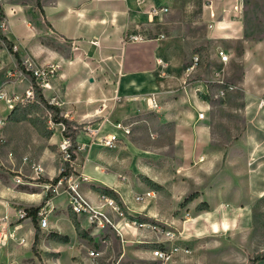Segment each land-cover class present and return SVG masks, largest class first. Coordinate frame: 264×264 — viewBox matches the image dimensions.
Masks as SVG:
<instances>
[{
	"label": "crops",
	"instance_id": "0c3cea01",
	"mask_svg": "<svg viewBox=\"0 0 264 264\" xmlns=\"http://www.w3.org/2000/svg\"><path fill=\"white\" fill-rule=\"evenodd\" d=\"M161 4L171 7L170 0H0L7 22L0 32V85L7 79V70L18 67V58L26 64L59 66L51 79L52 88L44 94L47 99L56 98L55 105L65 117L83 124L76 134L79 147L71 161L73 174L87 176L79 182L78 191L95 208L107 210L122 234L111 226L93 225L86 215L74 212L66 190L49 196L45 189L36 192L2 186L0 189L22 206L38 205L43 195L42 205L48 198L52 201L50 227L43 229L48 231L40 243L42 255L57 256L51 264H108L106 256H118L120 264L151 258L152 243H167V237L157 230L128 224L116 216L101 199L102 193L114 192L130 217H156L175 227L182 224H176L171 212L190 197L188 205L195 211L185 222L195 228L206 222L207 214L249 209L264 195V52H255L264 40L246 42L243 52L244 75L239 84L243 130L229 144L218 143L213 104L195 90L191 80L195 76L208 78L199 77L200 67L169 73V67L179 66L180 57L176 47L164 52L166 37L159 31L170 10L152 18L146 11ZM236 30L243 32L242 27ZM129 32H140L146 39L124 43ZM158 57L167 63L165 75ZM201 85L206 90V85ZM7 86L22 89L20 84ZM237 88L236 84L225 97ZM150 97L157 106L148 104ZM200 111L205 112L203 118H199ZM147 117L154 118V144L160 151L151 158L154 168L142 173L165 186V192L139 202L135 194L149 191L146 182L136 176L146 158L138 154L139 147L131 138ZM117 122L129 126L131 132L116 128ZM168 131L169 139L165 137ZM113 133L120 136L115 146H105L101 139ZM52 137L58 142L64 139L62 132ZM162 164L169 175L161 171ZM48 173L52 178L56 172L48 169ZM200 203L207 207L197 209ZM2 205L6 207L5 202ZM27 233L35 240L31 230ZM56 234L66 235L68 240ZM93 249L99 252L96 257L89 255Z\"/></svg>",
	"mask_w": 264,
	"mask_h": 264
},
{
	"label": "rangeland",
	"instance_id": "374dc122",
	"mask_svg": "<svg viewBox=\"0 0 264 264\" xmlns=\"http://www.w3.org/2000/svg\"><path fill=\"white\" fill-rule=\"evenodd\" d=\"M170 1V13L162 22L159 31L166 37L164 52L167 53L176 47L180 52V57L179 66L177 68L169 67L168 70H171L169 73L183 71L193 53H199L202 56L203 63L200 66L199 77L208 78L207 81L211 89V92L204 97L213 104L212 122L215 141L227 145L242 132L244 127L242 90L239 87L244 75L243 52L246 42L264 40V0H246L245 16L243 22L240 23L243 29L242 33L231 32L228 29L227 32H224L225 24L219 21L216 22L214 30H211L208 27L209 14L205 6L206 0ZM221 48L232 56L226 65L220 63L218 59L217 52ZM255 52L258 54L264 52V42L259 47H255ZM163 55L161 54V56ZM168 61L171 63V60ZM219 67H224L221 76L238 85L237 90L226 97H216L215 95L217 83L212 79L215 78L214 69H219ZM54 106L58 107L49 103L47 99L29 104H19L9 116L4 129L2 156L6 159L7 152L13 150L16 154V163L7 160L6 165L0 167V188L5 186L12 190L36 192H43L45 189L49 196L57 194L60 190L68 189L66 181L63 186L58 187L56 192L51 187L47 188L51 182H46V180H52L66 169L67 164H71V161H66L63 158L59 146L62 141L58 142L55 137H52L55 132L63 133L61 122H56L55 119L63 114L59 107L57 111ZM0 109L2 115L9 113L3 100H0ZM153 121V117H147L143 121V126H137L131 139L139 147L138 154L141 153L146 158V163L138 166L140 168L138 171L141 172L136 176L146 182L149 191H152L155 196V193L163 194L165 186L154 183V180L142 173L146 172L147 174L148 169L154 168L151 158L155 151H160L154 144L157 134L153 130ZM165 137L170 138L169 131ZM162 152L169 153V150L162 149ZM34 163H41L44 166L45 175L38 178L34 184H16L14 175L21 174L24 178L29 179L33 174L32 165ZM54 166L56 167L54 168ZM161 167V171L165 175H169L168 167L164 164ZM48 169L56 172L52 178L49 177ZM0 194L9 202V205L5 202L6 207L2 205L3 201L0 202V217L6 213L9 214L6 227L2 230L13 236V239H9L7 244L0 243V264H44L43 261L51 264L57 259V256H44L41 254L40 248L41 238L48 230H43L40 227L37 216L20 222L15 221L13 207H19L20 204L1 189ZM45 199L46 195H43L38 205L43 204ZM188 201L189 199H184L171 212L172 217L177 221L176 224H182L179 227L177 225L175 227L172 222L167 223L156 217L135 216L146 223L157 224L161 229L175 231L174 240H177L176 244L182 248L171 256L168 264H250L253 257H259L255 264H264V195L257 199L249 209L207 214L204 218L206 222L196 226L197 228L191 226L189 222H185L194 215L195 211L191 210ZM197 207V209H205L207 205L200 203ZM212 225L213 227L210 228ZM28 230L33 232L34 239L37 236L34 246V240L28 235ZM157 231L165 236L160 232V229ZM155 244L152 243L149 247H153ZM186 246L189 248V252L183 250ZM179 253L186 256H175ZM106 257V263L118 264V256ZM120 264H158V262L151 256V258L145 259H128Z\"/></svg>",
	"mask_w": 264,
	"mask_h": 264
},
{
	"label": "built area",
	"instance_id": "2783aa9c",
	"mask_svg": "<svg viewBox=\"0 0 264 264\" xmlns=\"http://www.w3.org/2000/svg\"><path fill=\"white\" fill-rule=\"evenodd\" d=\"M138 2L142 3L144 0H138ZM206 9H208L209 18L208 27L211 30H214L216 27V22H224L225 26L223 27L224 32L226 30H230L231 32L238 33L236 28L242 27L240 23L243 22L246 10V0H206ZM170 10L168 5H151L146 10L149 17L152 18L156 15H161L168 13ZM239 23V25H236ZM7 27L6 18L1 16V8H0V32ZM146 36H144L140 32H129L124 35L123 42H138L145 40ZM11 49L13 52L17 51V45L13 43L11 45ZM218 59L220 63L226 65L231 60V54L225 49H219ZM157 63L161 65L162 70L161 74H166L167 63L162 57L157 58ZM203 63L202 56L199 53H193L190 60L187 62L185 71L189 72L191 70H195L199 68ZM1 67V61H0ZM59 70V66L54 63H47L44 65H32L22 63L21 66L17 68H11L7 70V79L0 85V100H3L6 107L9 109V113L7 115H2L0 109V167L6 165V161H12L14 164L16 163V154L14 151L7 152L6 159L2 156V144L4 140V127L8 121L9 114L12 112L19 104H29L34 102L41 101V94L45 97L44 90L52 88L51 79L57 74ZM224 72V67H219V69H214L215 78L212 81L217 83V92L216 97H223L229 91L234 90L236 88V84L229 81L227 78L221 76ZM191 80L195 83V90L202 96H206L211 92L210 86L207 80H202L197 76L191 78ZM14 83L20 84L22 89H14L11 90L7 85ZM201 84L206 85V90L203 89ZM46 98V97H45ZM206 98V97H204ZM47 99V98H46ZM49 103L57 104L55 97H50L47 99ZM261 103H264V100H261ZM148 104L152 106H157V102L154 98L150 97L148 100ZM205 115L204 111L199 112V118H203ZM62 130L65 129V124L61 122ZM116 128L123 130L125 134H129L131 132V128L122 122L116 123ZM88 130L92 131L94 134L96 130L88 127ZM119 134L113 133L109 135H105L101 142L108 147H114L115 141L119 139ZM60 150L62 152L63 158L66 161H72L71 159V138L70 136H64L63 141L59 144ZM75 152V150H74ZM33 174L29 177V179L24 178L21 174L14 175V181L18 185L25 184H34L38 178H41L45 175L44 166L41 163H34L32 165ZM87 176L83 173L75 175L71 173L68 176H61L55 183L48 184L47 188H52L53 191H58V187L60 185L63 186L64 181L67 182L68 189L66 191L70 194V206L74 212L77 214H84L88 217V220L91 224L97 226H111L118 233L121 234L119 229L117 228V224L115 220L109 215L108 211H101L95 208L92 204L87 202L78 191L79 182L82 180H86ZM59 193V192H57ZM154 193L152 191H147L144 193L135 194L136 201H144L147 197L153 196ZM52 196V195H51ZM101 199L107 204L108 209L111 212L115 213L116 216L120 218H124L126 223L132 224L137 227H145L149 226L154 230H159L167 237V243H156L155 246L152 247V257L154 260L158 262V264H168L171 256L174 253L179 251L182 246L176 244L177 240L175 239V231L171 229H161L157 224L146 223L145 221L139 219L138 217H130L127 214L123 204L114 196H111L106 193L101 194ZM6 202L9 205V202L4 199L0 194V202ZM49 206V209L47 208ZM15 214V221L20 222L21 220H26L31 218L32 216L28 214V211L25 209V206L20 205L19 207H13ZM54 208V205L50 198H48L44 205L37 210L36 216L39 220V225L42 229H48L50 227L48 213ZM7 219H9V214L6 213L2 217H0V243L2 245L7 244L9 239H13L12 234L5 233L2 229L5 228V224L7 223ZM122 236V234H121ZM185 252H189V248L186 246L183 248ZM99 254L97 250H89V255L91 257H96Z\"/></svg>",
	"mask_w": 264,
	"mask_h": 264
},
{
	"label": "trees",
	"instance_id": "16d2710c",
	"mask_svg": "<svg viewBox=\"0 0 264 264\" xmlns=\"http://www.w3.org/2000/svg\"><path fill=\"white\" fill-rule=\"evenodd\" d=\"M2 12H1V16H2ZM18 66H21L22 65V61L20 58H18ZM41 100L45 101L46 98L41 94ZM54 108L58 111L59 108L58 107H55ZM13 113L10 112L9 116ZM56 119V122H62L65 124V129L63 130V134L64 136H70L71 138V150H73V152H71V159L73 160L75 158V152L74 150L78 149L79 147V144L77 143V140H76V134L77 132L79 131L80 129V124H76V123H73L72 120H70L69 118L65 117L64 115L62 116H59ZM73 123V124H72ZM72 125V126H71ZM73 127V128H72ZM71 130V132H69ZM73 172V168L71 166V164H67V167L65 170H63L58 176L54 177L52 180H47V181H50L52 183H55L61 176H68L70 175L71 173ZM111 196H114L116 197V194L114 192H111ZM190 198V197H189ZM189 198H186V199H189ZM42 204L40 205H36V206H25V209L28 211V214L35 217L36 216V212L37 210L41 207ZM77 228H79V225H78V222H75ZM79 232L82 234V231L79 230ZM57 237L63 239V240H68V236H61L59 234H56ZM37 242V236L35 237V240H34V243H33V246L36 244ZM259 259V257H253L251 258V263L250 264H255L256 261Z\"/></svg>",
	"mask_w": 264,
	"mask_h": 264
},
{
	"label": "water",
	"instance_id": "95a60500",
	"mask_svg": "<svg viewBox=\"0 0 264 264\" xmlns=\"http://www.w3.org/2000/svg\"><path fill=\"white\" fill-rule=\"evenodd\" d=\"M91 80H93V78H91Z\"/></svg>",
	"mask_w": 264,
	"mask_h": 264
}]
</instances>
